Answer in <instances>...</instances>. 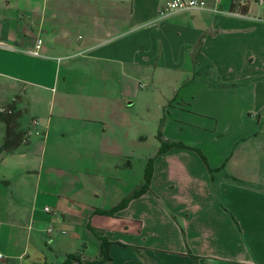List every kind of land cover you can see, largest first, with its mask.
Segmentation results:
<instances>
[{
  "label": "crops",
  "instance_id": "crops-1",
  "mask_svg": "<svg viewBox=\"0 0 264 264\" xmlns=\"http://www.w3.org/2000/svg\"><path fill=\"white\" fill-rule=\"evenodd\" d=\"M169 1L0 0V41L7 46L0 48V62L8 66L27 68L28 61L16 53L33 56L30 51L38 39L40 58H49L53 43H58V24L48 20L49 11L66 7V16H75L76 24L88 22L87 47L98 49L95 58L106 63L108 74L113 62L116 67L154 64L195 74L199 62L208 61L211 74L217 75L212 83L238 101L234 109H216L221 123L180 122L186 138L174 141L198 148L206 161L185 148L157 156L151 190L109 216L96 211L114 207L134 190L123 199L117 194L111 202L105 198V206H94L87 198L98 197L97 192L87 184L75 186V166H67L75 165V156L62 151L75 149V140L78 147L115 142L108 134L109 97L81 93L75 88L77 77L65 79L69 87L60 86L64 79L56 76L49 86V114L25 126L31 135L26 143L0 154V166L7 161L10 166L0 176L8 189H0V264H48L45 247L51 244L43 233L50 235V228L64 249L62 264L75 253L69 250L75 245L81 260H97L101 240L90 226L111 242V261L105 264H264V0H208L224 12H181L160 19L159 10ZM245 5L247 14L227 13ZM2 76L17 80L9 71L0 70V80ZM6 86L20 88L9 82ZM242 101L246 105L241 109ZM54 114L60 140L50 143ZM209 167L219 169L214 180ZM134 247H141L145 257Z\"/></svg>",
  "mask_w": 264,
  "mask_h": 264
},
{
  "label": "rangeland",
  "instance_id": "rangeland-1",
  "mask_svg": "<svg viewBox=\"0 0 264 264\" xmlns=\"http://www.w3.org/2000/svg\"><path fill=\"white\" fill-rule=\"evenodd\" d=\"M68 12L66 7L59 10V13L49 11L48 20L58 24V28L54 29L58 30L56 32L58 43L56 45L53 43L54 49L49 53V58L17 52V56L19 55L23 61H28L25 69L0 62L1 71L12 72L17 77V80L1 77L0 112L6 111L9 103L14 102L21 110L19 122L22 128L31 124L35 118L41 120L40 117L50 112L48 102L52 98L51 87L56 76H59L61 81L64 79L60 86L69 87L65 79L68 82L77 77L74 84L81 93H105L109 97L107 106L111 113L110 117H107L108 134L115 142H111L112 145L109 147L105 145L78 147L75 140V149H62L68 157L75 156V165H67L71 168L75 166V186L80 188L87 184L86 187L89 186L98 194V197L88 196L89 202L96 207H103L105 198H109L111 202L117 194H123V199L125 194L128 195L143 184L149 159L156 157L161 147L160 132L165 140H184L187 130L180 129L181 121L189 119L197 124L200 122V124L210 126L216 119L221 123L223 116L217 115V111L226 108L234 109L236 108L235 102L238 103V101H231L233 99L226 97V92L219 89V83H212V78L217 81L215 78L217 75L211 74L207 66L210 64L208 61L199 62L201 68H197L195 74L163 69L154 64L148 66L130 63L127 67L124 66L127 70L125 74L123 65L118 63L116 67L113 62L110 74H108L104 69L106 63L95 58L99 53L98 49L87 47L88 22L86 21L85 25L80 21L76 24L75 16L73 19L66 16ZM53 13L57 14L55 18H52ZM62 31H68V34L64 35ZM43 38H45L44 35ZM1 53L16 55L11 52L2 51ZM8 82L17 84L20 87L17 88L18 91L6 86ZM22 87L24 91L20 94L19 90ZM211 88L214 90L211 91ZM91 105L88 103L90 108ZM245 105L246 101H242V105L239 106L242 109ZM99 106L96 105V107ZM91 111L92 108L86 110V113L90 114ZM52 119L53 133L50 143L60 140L55 133L56 126H58L55 114ZM187 127L190 128V126ZM28 134L27 131V137L23 143L31 137ZM203 134L205 136V132ZM4 136L5 127L0 122V145L3 143ZM76 161L79 162L76 163ZM9 169L8 161L2 163L0 176ZM84 171L85 175H88V180L82 181ZM209 174L214 180V174ZM0 189L8 191L2 184H0ZM48 204L52 207L51 203ZM43 206L44 204L39 209H43ZM39 213L44 217L49 216L43 211ZM94 223H97V220ZM43 234L46 241L51 244L45 247L49 257L48 264H62L64 249L57 242L58 234L55 232L52 237L51 233L50 235ZM69 250L79 252L77 245L75 249ZM141 253V257H145L143 252Z\"/></svg>",
  "mask_w": 264,
  "mask_h": 264
},
{
  "label": "trees",
  "instance_id": "trees-1",
  "mask_svg": "<svg viewBox=\"0 0 264 264\" xmlns=\"http://www.w3.org/2000/svg\"><path fill=\"white\" fill-rule=\"evenodd\" d=\"M239 11L244 15L247 14L246 5L243 6ZM21 115V110L17 107V105L12 102L9 103L8 109L4 112H0V122L4 124L5 127V136L3 139V143L0 145V154L4 152H14L17 150L24 142L25 138L27 137V130L22 128L19 117ZM159 139L161 140V147L157 156L166 153L172 148H185L189 150L197 151L201 154V156L206 161L204 154L196 147L186 145L181 141H169L163 139L162 132L159 133ZM156 157H151L146 167L144 182L142 185L137 187L133 193L125 197L121 202L110 209H103L97 210L98 214L115 216L121 210H124L128 207L130 202L136 198H139L150 191L151 189V182L153 179L154 174V167H155V160ZM219 169H212L209 167V172L213 174ZM90 229L94 232V234L101 240V254L100 258L97 260L92 261H84L81 260V255L79 253L70 254L65 262V264H73L76 261H80L82 264H105L111 261L110 257V246L111 242L109 238L103 233V231L98 230L92 226ZM183 236L186 238L185 229L182 228ZM129 246V245H128ZM135 250L138 252L140 256H142V248L141 247H134ZM196 259L195 256H193ZM46 264V263H44Z\"/></svg>",
  "mask_w": 264,
  "mask_h": 264
},
{
  "label": "built area",
  "instance_id": "built-area-1",
  "mask_svg": "<svg viewBox=\"0 0 264 264\" xmlns=\"http://www.w3.org/2000/svg\"><path fill=\"white\" fill-rule=\"evenodd\" d=\"M220 1V0H219ZM262 1V0H261ZM197 11H211L215 13L224 12L221 8L215 6L212 7L208 0H170L165 6L159 10V18H165L172 14L181 12H197ZM234 15H243L240 11L234 10L227 12ZM42 39H38L35 45V49L30 51L33 56L40 57L41 53ZM0 48H7V46L0 41ZM34 124L38 123V120L33 121ZM45 211L51 212L50 207H45ZM52 232V228L49 229V233ZM3 258V254L0 253V259Z\"/></svg>",
  "mask_w": 264,
  "mask_h": 264
}]
</instances>
